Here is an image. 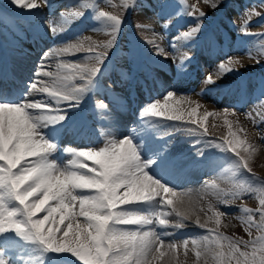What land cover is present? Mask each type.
<instances>
[{"label": "rangeland", "instance_id": "1", "mask_svg": "<svg viewBox=\"0 0 264 264\" xmlns=\"http://www.w3.org/2000/svg\"><path fill=\"white\" fill-rule=\"evenodd\" d=\"M36 2L39 7L28 9L18 6L14 0H0V52L18 59L21 66L31 63L35 53L44 55L49 51L52 65L63 63L99 68L91 84L75 99L65 101L49 96L48 102L40 100L47 104L45 109H36L37 114L33 109L35 115L44 111L48 115L64 117L37 125L38 133L55 146L49 150V162H54L60 170L71 168L78 174L91 175L88 163L93 162L87 161V157H77L76 151L67 149L97 150L110 141H120L123 139L120 127L125 124L136 132L144 145L148 136L161 138L159 140L164 141L162 143H166L169 150L181 156L176 161L181 162L178 167L189 166L195 161L194 157L198 161L205 154L209 155L208 162L206 159L201 162L206 168L189 171L193 180L184 183V186L193 184L181 194L194 207L190 218L183 221L184 227H176L179 217L174 214L167 215L168 225L154 223L161 239L177 248L170 250V255L160 261L149 257L151 264H220L215 254L219 249L212 241L221 234L242 241L241 251L251 252L253 241L259 250V238L264 232L258 222L261 217L260 190L264 189V178H260L264 177V0H135L134 4L132 0ZM214 4L219 5L214 8ZM194 9H198L195 16L190 14ZM100 10L122 18L114 44L108 48L96 47L112 39L113 25L107 18L99 16ZM200 11L205 13L203 17H197ZM76 12L82 14L76 16ZM201 20L199 33L190 38L182 36ZM250 31L254 34H244ZM77 43H83L82 51L60 52ZM100 52L105 53L107 61H103L104 58L97 60ZM221 64L226 65L224 70L220 69ZM61 69H67L68 76H75L74 81L69 80L71 84L77 81L80 85L85 84L74 70ZM209 75L215 82L207 81ZM139 77L141 79L136 80ZM11 90L14 94L18 87L12 84ZM169 92L190 98L193 107L198 104V117L205 112L212 113L205 122L207 134L191 120L173 121L144 114L152 103L163 102ZM23 100L24 97L15 95L10 102L21 104ZM232 100L238 103L236 107ZM100 101L107 107H98ZM225 110L229 112L227 119L232 122L236 138L244 141L238 151L248 160L251 172L242 167L230 149L221 146L226 143L224 137L229 132L223 116ZM217 113L221 115L217 116ZM196 147L204 149L202 156L195 152L192 156ZM189 149L190 154L183 153ZM156 159L159 163L160 158ZM73 160L76 163L71 165ZM26 166H31V161ZM73 191L79 196H91L96 192L94 189ZM0 194L8 207H19L7 189H0ZM56 203L58 201H50L51 206ZM124 206L143 214L172 211L171 206L161 204L159 197L120 207ZM75 211H79L78 204ZM217 212L223 213L219 217V226L215 223ZM46 214L38 213L35 218H43ZM249 215L252 216L251 223ZM197 221L205 227L201 228ZM67 223L65 221V226ZM118 227L137 229L140 226ZM217 227L218 232L211 231ZM63 230L64 226L59 235ZM202 237H208V240L203 241ZM186 239L201 241L200 257L196 256L191 243L185 252L182 242ZM243 241L249 243L245 245ZM223 243L224 251L228 252V241ZM54 255L58 264H82L74 261L79 259L74 253L49 254L38 240L15 231L0 234V259L8 264H52ZM225 262L235 264L231 257H225Z\"/></svg>", "mask_w": 264, "mask_h": 264}, {"label": "snow or ice", "instance_id": "2", "mask_svg": "<svg viewBox=\"0 0 264 264\" xmlns=\"http://www.w3.org/2000/svg\"><path fill=\"white\" fill-rule=\"evenodd\" d=\"M18 6L28 9L39 7L36 0H14ZM135 3V0H132ZM219 4H214L217 7ZM198 9H194L190 14L195 16ZM81 12H76L78 16ZM205 13L199 12V16L203 17ZM99 16L107 18L111 21L113 28L111 31L112 39L106 44L96 45V47L108 48L116 39V32L122 23V18L108 11H99ZM203 21H199L197 26L191 28L190 31L183 32L182 36L190 38L199 33ZM55 31V29H53ZM83 43L69 45L61 49L60 52H68L75 50L82 51ZM91 47L89 51H91ZM163 51V50H161ZM105 57V53H97V60L101 61ZM69 68L80 75L85 84L79 86H69L66 81L74 79L75 76H65L59 78L57 73L44 71L42 75L53 77L52 84H44L37 87L36 83L32 84L34 92L47 93L49 96L63 99L65 101L75 99L78 93L85 91L91 84L92 78L97 74L99 68L88 67L86 65H66L58 64L57 68ZM225 64L220 65V69L224 70ZM233 69H228L231 71ZM41 75V73H38ZM209 83L215 82L211 75L207 76ZM193 101L187 97H177L175 93L169 92L164 101L157 100L145 109V115L163 117L173 121L191 120L192 123L200 125L203 133L207 134L206 121L210 112H205L202 117L197 116L198 104L193 107ZM47 104L42 101L25 102L21 104H13L0 102V113H2V123H0V189H7L11 197L18 202L19 207H8L0 194V234L8 231H15L16 234L31 237L41 242L47 250L54 254L63 253L65 251L74 253L82 264H151V260L160 261L167 254L162 248L174 250L177 245L165 246L161 235L153 228L143 230L144 226L158 223L160 225H168L170 221L167 215L174 214L179 217L176 227H184L183 221L190 218L191 212L194 210L191 202L186 201L184 194L178 193L171 187L166 186L160 180L155 179L147 171V164L141 162L136 145L130 138H123L120 141H110L106 146L97 150H74L67 149L69 152L76 151L77 157H87V161L93 162L89 164L92 174H79L71 171V168L60 170L56 164L49 162V150L54 149V145L48 142L37 131V125L42 121L63 120L62 115H48L41 111L40 115L34 116L30 109H45ZM98 107L105 108L107 105L100 101ZM221 115L220 113L216 114ZM228 110L223 113L225 122L228 124V136L224 137L226 146L238 158L243 168L249 172L248 160L241 155L238 149L244 141L236 138V132L232 131V122L227 119ZM28 157H34L28 160ZM31 161V166H26ZM71 165L76 163L75 160L70 162ZM151 163V162H149ZM76 185L75 189H87L79 186H92L93 189L97 185H102L103 190L95 192L91 196H79L73 191L78 199L74 202L79 205L80 197H105V203L111 201V207L105 208L98 215L106 218L107 223L104 225V231L101 235L99 223L89 221L85 216L77 215L69 216L67 213L60 214L58 209H53L50 205L52 197L60 189ZM41 188L48 191L47 196L35 195ZM123 190V191H121ZM260 213L261 227H264V189H261ZM43 195V194H42ZM159 197L163 206H171L172 211L165 213L162 210L154 214H143L136 211L127 210L120 206L129 205L135 202L152 201ZM87 211V208L85 209ZM246 211L251 212L250 209ZM46 212L43 218H35L38 213ZM122 214V215H119ZM223 213H216L215 223L220 225L219 219ZM82 217L83 219H79ZM209 219H212L209 217ZM249 222L252 216L248 217ZM65 221L68 223L65 226ZM119 221V222H118ZM199 224V221H197ZM118 225H139L137 229H126L118 227ZM62 226L64 230L61 233ZM201 228L204 224H199ZM211 231L218 232L219 228ZM203 241H207L208 237H202ZM224 240L228 241V252L224 251ZM264 241V237H260ZM189 243L196 250V256L200 257V251L203 246L198 240H184L182 246L185 252L188 250ZM217 246L215 254L220 264H226L225 257H231L235 260V264H264V243H261L259 250L256 248V242L252 243V251H241L239 245L242 241L232 240L231 238L218 235L212 241ZM247 245L248 241H243ZM207 251V247L204 248ZM0 264H8V261L0 259ZM52 264H58L55 255L52 258Z\"/></svg>", "mask_w": 264, "mask_h": 264}, {"label": "bare ground", "instance_id": "3", "mask_svg": "<svg viewBox=\"0 0 264 264\" xmlns=\"http://www.w3.org/2000/svg\"><path fill=\"white\" fill-rule=\"evenodd\" d=\"M51 55L52 54L49 51H47L44 55H40V54L35 53L34 54V58L31 61V63H28L27 62L28 65L27 66L24 65L25 67L24 66H21L22 64L20 63V61L18 59H14L12 57H9V59L11 61H13V62H11V65H13V67H14L13 72L14 73H19V75H21V76L18 75V76H15L14 77V82H15V85L18 87V92L14 93V94L11 93L9 91L10 85L7 82H3V86L0 88V102L13 103V102H10V101H11V98L15 97V95L17 97L18 96L24 97V100H23L24 102H21V103H25V102H36V101H40V100H47L48 97H49V95L47 93H46L47 94L46 95L45 93L34 92L32 90V87H31L32 84L33 83H36L37 84V87H41L44 84H46V83L49 84V82H52L53 81V77H47V76L42 75V73L44 71L57 73L58 76H59V78H61V79L63 77H65V76H68V74H69L66 71L67 69H61V68L58 69L56 64H53L52 65V63H54V62H50ZM56 59L53 58V60H56ZM45 66H47V67H45ZM1 68H2V65L0 67V71H1ZM38 73H41V75H38ZM27 80H30V82L29 83L26 82ZM73 81H74V79H73ZM66 83L69 86H79L80 85L79 84L80 83L79 81H77L75 84H71L69 82V80H68V81H66ZM18 99H20V98H18ZM47 102H48V100H47ZM231 102H232V105L234 104L233 107H236L237 104H238L235 100H232ZM15 103H13V104H15ZM19 103L20 102H18L16 104H19ZM228 109H230V108H228ZM35 110L36 109H34V111ZM233 110H230V111H233ZM29 111L31 112L32 115L37 116V115H35V114L38 113V112H36L37 110L35 111V114H33V109H30ZM0 123H2V113H0ZM120 128H121L120 129L121 136L123 138H130L132 140V142L136 145L138 154H139V156L141 158V162L144 163V164H147L146 171L150 175H152L155 179L160 180L163 184H165L168 187H171L173 190L177 191L178 193H183V192H185V191H187V190H189L190 188L193 187V184H187V185L184 186V183L193 180L192 174L189 171L195 172V170H199L200 167L206 168L205 167L206 165H202L201 162L204 159H206V162H208L210 160V158H211V157H209V155H206L205 154L203 156L204 157L203 159H199L198 161H196V157L193 156L195 153H197L200 156H202L204 154V152H203L204 149L202 147H200V149L196 147L195 150L192 153V156L195 158V161H193V163H189L188 164L189 166L182 165V167H186V171H187V172H185L183 174L182 171H179L178 170V166L181 165V164L179 165V163H181V162H179V163L176 162L179 157L181 158V156L180 155H175L176 152L174 153V152H172L173 150L172 151L169 150L167 148V144L166 143L163 144L162 142H164V141L159 140L161 138L156 139V138L149 137V136L146 137L148 139L149 147L144 149L143 142L138 138L137 134L133 130H131L126 124L123 127H120ZM155 140L156 141H159V142L156 143ZM148 149H151V153H149L150 150H148ZM190 152H191V149H189L188 151H183V153H185L186 155L190 154ZM180 153H182V152L180 151ZM172 155H175L174 158H172ZM156 158H160L161 161H165V163H164V165H166L165 168L167 170H169V175H171V176H169V177H163V176H160V175H158L156 173L157 171L154 170V166L152 167V163L156 160ZM149 162H151V163H149ZM197 167H199V168H197ZM202 170H204V169H202ZM155 175H157L159 178H157ZM209 188H210V186H209ZM187 193H189V192H187ZM185 199H186V197H185ZM186 201H187V199H186ZM124 208H125V206H124ZM149 228H153L156 232H158V230H159V229L157 230L158 226H156L154 224L151 225V226L146 227L144 230L146 231ZM162 240L164 241L165 246L170 245V243L166 239H162ZM161 250L162 251H166L167 254L165 256H168L171 253L170 252V249H167V248H162Z\"/></svg>", "mask_w": 264, "mask_h": 264}, {"label": "clouds", "instance_id": "4", "mask_svg": "<svg viewBox=\"0 0 264 264\" xmlns=\"http://www.w3.org/2000/svg\"><path fill=\"white\" fill-rule=\"evenodd\" d=\"M54 164V162H53ZM77 175H79L77 173ZM76 185H71L69 187H65L60 189L55 195L52 197L51 201H58V203L52 205L53 209H58L60 214L67 213L71 217H75L77 215L85 216L89 221H95L99 223L100 233L103 234L104 225L107 223L105 217L98 215L105 208L111 207V201H107L105 203V197L97 196V197H80V212L77 213L75 211V201L78 199L75 195H73V190L76 188ZM86 187L87 189H93L92 186H79ZM97 192L103 190L102 185H97L95 189ZM43 193L41 196L40 194ZM35 195L40 196L43 199V196L48 195V191L44 188H41ZM87 208V211L85 209ZM122 215V214H119ZM119 222V221H118Z\"/></svg>", "mask_w": 264, "mask_h": 264}, {"label": "trees", "instance_id": "5", "mask_svg": "<svg viewBox=\"0 0 264 264\" xmlns=\"http://www.w3.org/2000/svg\"><path fill=\"white\" fill-rule=\"evenodd\" d=\"M263 237H264V236H263ZM261 243H264V241L261 240V241L259 242V244H261Z\"/></svg>", "mask_w": 264, "mask_h": 264}]
</instances>
